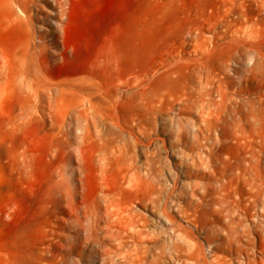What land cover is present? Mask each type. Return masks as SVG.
<instances>
[{
  "label": "rangeland",
  "instance_id": "obj_1",
  "mask_svg": "<svg viewBox=\"0 0 264 264\" xmlns=\"http://www.w3.org/2000/svg\"><path fill=\"white\" fill-rule=\"evenodd\" d=\"M66 1L61 6L62 0H0V264L92 262L93 243L76 240L74 231L62 226L64 222L71 226V216L58 210L59 173L67 163L84 180L83 197L87 194V200L93 201L98 194L105 195L95 180L93 163L87 154L80 160L77 150L87 120L93 123L95 138L112 137L115 143L133 140L143 171L147 153L136 139L154 141L149 151L160 149L163 160L170 161V169L165 167L158 177L165 186L173 184L184 164L191 163L192 152H207L196 131L185 138L191 145L198 141L192 149L175 143L171 130L161 129L172 116L176 127L179 116L188 129L192 126L188 121L201 120L197 110L182 116L174 110L186 94L200 92L196 89L202 83L206 91L214 92L212 96L207 91V100L217 99L215 87L223 82L239 95L245 87L258 122L252 134L264 140V0ZM247 46L252 51H246ZM240 59L245 68L239 74L232 68ZM206 73H221L220 81L211 77L214 82H205ZM209 83L216 85L214 89ZM165 106L174 108L167 112ZM143 124L159 130L144 138L139 131ZM87 149L90 153L94 148ZM236 151L233 147V154ZM261 165L264 175V157ZM118 177L116 169L110 172L113 181ZM180 180L178 189L187 192L183 187L202 178L181 176ZM237 185L239 193L248 192L242 181ZM164 195L162 201L176 208L180 201L176 192ZM242 198L249 201L244 193ZM143 204L136 202L135 207L147 217L148 227L166 240L171 220ZM64 205L71 210L67 200ZM258 220L264 225L263 217ZM178 222L192 226L181 216ZM201 241L207 244L205 238ZM227 244L224 253L237 248ZM109 246L106 240L97 244L103 256L97 264L104 262ZM164 259L163 264H174L173 259Z\"/></svg>",
  "mask_w": 264,
  "mask_h": 264
},
{
  "label": "bare ground",
  "instance_id": "obj_2",
  "mask_svg": "<svg viewBox=\"0 0 264 264\" xmlns=\"http://www.w3.org/2000/svg\"><path fill=\"white\" fill-rule=\"evenodd\" d=\"M65 2L67 1L62 0L61 6H64ZM58 5H60V2H58ZM246 51H252L251 47L247 46ZM246 54L244 53L245 56ZM243 60H238V66L232 68L235 73H239L245 64ZM231 62L227 64L231 65ZM214 75L206 73L202 74V77H205V82L210 83L211 79L214 82V78L211 77L221 78V73L218 74L219 76ZM245 76L242 79H246ZM242 79L241 81H243ZM223 83L225 85L219 84L215 87L216 90L214 91L218 93L216 100L213 97L207 100L206 97L210 91L207 87L209 93L205 90L204 83H202L200 89H196L200 90L197 94H186L185 100L181 98L183 104L180 103L181 106L178 110H174L175 114L181 115L194 110L202 114L199 122L193 124L194 122L188 121V124L192 125L189 126V129L185 127V122L183 123L181 117H177L178 126L176 127L174 124L175 117L170 115L172 117L169 118L167 115L169 120L161 129L171 130L173 136L176 137L175 143H182L192 149L197 148V140L194 139L191 145L185 139L190 138L189 134L196 131L194 134H197L196 136L200 142H204V147L207 149L206 153L204 151L205 155L201 151L192 152L191 163H183L185 166L182 167L180 173L175 175L173 184L170 186H165L159 182L162 175V173L161 175L159 173L163 172L170 161L163 160L160 149L155 150L153 148L152 151H149L154 141L147 144L148 142L145 143L139 137L136 139V144L140 145L142 149L144 148L147 153L146 170L143 168L145 170L143 171L142 166L137 162V159H139L137 158L138 153L134 151L135 149H132L133 144L131 142L133 140L131 142L129 140L115 143V139L113 140L112 137L110 139L107 136L99 135L97 137L95 135V138L91 135V132L95 131L94 128L91 131L93 123L92 125L91 123L87 124L88 120L86 121V127L83 126L85 131L83 130L82 139L79 137L81 145L79 143V149L77 150L79 151L80 160L87 154V159L93 163L95 167L93 173L96 177L94 179L98 180L97 183H99L100 189L104 190L105 195L98 194L95 199H92L93 201L87 200V194L84 198L83 179L76 176L77 169L70 167L68 163L60 168L59 175L61 177L57 181L61 187L58 210L71 216V226L67 222L69 227L65 225V222L62 223V226L69 230L72 229L74 231L73 237L76 240L79 239L88 244L93 243L94 256L91 257L94 258L91 259L92 262L89 264H97L103 258L98 252L99 248H97V244L103 240L108 242L110 248L107 247L109 249L104 252L106 256L102 264H163V259H167V257L170 260L173 259L174 264H264V225L262 221L258 220L260 217L264 218V175L261 167L264 157V140L261 136L256 138L252 134L253 131L257 132L258 122L256 116L252 113L254 106L247 94V89L244 87L243 92L239 95L236 94L237 92L232 91L226 85V82ZM214 85H211L213 89ZM192 90L195 92V89L192 88ZM211 91L213 90L211 89ZM165 107L166 111L169 109V111H172L174 108L172 106ZM72 124L70 125L73 126ZM99 127L98 129H101ZM140 127L139 131L141 133H138L142 134L144 138H152L151 135L158 129L156 126L145 124ZM206 130L210 133L214 132V137L211 136L212 134L206 133ZM258 134H260L259 131ZM71 144L73 143L71 142ZM89 146L94 149L87 153V150H89L87 147ZM227 147H229L230 152L227 151ZM233 147L237 148L234 154L232 152ZM164 148L167 151V146ZM73 155L74 153L71 152L70 157L72 160ZM173 163L177 165L176 161ZM169 166L167 169H170L171 166ZM115 169L118 171L119 177L116 181H113L112 177L110 178V172ZM81 171L84 170L81 169ZM181 176L201 177L202 180L187 184V187H183L188 189L185 192L183 189H178ZM238 181H242L247 186L248 192L243 193L244 196L249 197V201L244 200L242 198L243 193L238 192ZM174 192H176L180 201H177L179 203L175 201L176 208L171 209L169 201H162V195L164 193L173 194ZM128 193H131L133 197L127 198ZM235 193L237 199L234 197ZM92 197H95V195ZM66 200L71 210H68L64 205ZM136 202L151 205L171 220L170 231H166L167 235H164L166 240H163L158 232L148 227L149 221L135 207ZM175 210L178 212H175ZM214 214L222 219V223H220L218 217H214ZM179 216L192 226H184L179 223ZM201 237L207 240V244L201 241ZM227 243L231 247L234 244L237 246L235 249H230V254L223 252ZM109 252H113L114 255L107 256ZM257 252L260 253L259 256L256 255ZM64 262L57 263H67V261ZM51 264L53 263L51 262ZM75 264L86 263L82 259V262L76 261Z\"/></svg>",
  "mask_w": 264,
  "mask_h": 264
}]
</instances>
